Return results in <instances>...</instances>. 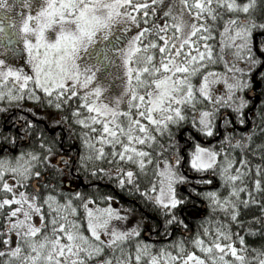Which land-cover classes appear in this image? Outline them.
Returning <instances> with one entry per match:
<instances>
[{"label":"snow or ice","instance_id":"1","mask_svg":"<svg viewBox=\"0 0 264 264\" xmlns=\"http://www.w3.org/2000/svg\"><path fill=\"white\" fill-rule=\"evenodd\" d=\"M0 16L11 24L0 54L5 120L25 101L70 109L81 128L76 172L139 194L164 215L167 236L170 225L188 233L142 239L140 221L117 226L128 219L118 197L99 194L102 206L48 183L67 161L53 163L41 139L46 154L0 155V264H264V144L251 147L264 128L254 121L216 143L220 122L233 123L229 109L245 124V91L259 83L264 92V0H0ZM217 176L227 195L207 187ZM181 186L208 204L195 233L177 214L189 200Z\"/></svg>","mask_w":264,"mask_h":264},{"label":"trees","instance_id":"2","mask_svg":"<svg viewBox=\"0 0 264 264\" xmlns=\"http://www.w3.org/2000/svg\"><path fill=\"white\" fill-rule=\"evenodd\" d=\"M256 40H259V36L256 37ZM218 51V49H217ZM210 67H215L219 70H223V64L217 63L215 65H210ZM217 88H220L221 85H216ZM245 97L250 101V104L244 110L245 114V124L240 125L235 120L236 114L232 110H228V117L233 121L231 126H228L226 129L224 128L222 121L220 125L217 127V136L216 143L218 146V141L223 138L225 131L234 133L237 138L240 137V134L249 131L253 128V122L259 125L261 128H264V123H261L259 113L264 111V108H261V105L264 104V92L261 91V85L257 83L251 91L246 90L244 93ZM6 102H0V106H3ZM207 106V101L204 102L203 105H197V107ZM32 108V111L29 112L28 109ZM192 113L189 112V117H191ZM26 117L28 119H32L35 122V127H25V121L20 120L22 123L21 126L17 125V121H15V117ZM7 117L13 118L14 126L9 130H6V127L3 125V121L5 120V113L0 112V135H13L15 136L16 143L18 142L21 135L25 136V139L28 142L25 144L21 150H35L39 151L42 154H46V151L40 147L39 141L43 139L45 144L49 145L54 153L57 155L60 150L72 148L74 150V157L72 160V166L70 167L72 171H60L55 172L56 174V182L55 185L58 189L65 193H71L74 190H80L85 193V196L92 195L95 199L96 203L101 204L102 206L107 203V201H101L98 199L99 194L113 195L118 197L116 199L120 203V207L122 208V212L128 217L126 221H128V227L136 224L137 221H140L141 226V238L145 240H151L154 243L161 244L166 241H170L175 239L181 235L188 236V233L179 225H170L169 231L172 233L171 236H167L164 232V220L165 217L160 212L154 209V207L150 203H146L145 200L136 193L129 194L126 190L121 192L116 189L109 181L107 180H98L97 177H92L90 175H86L84 170H81L79 173L76 172V167L79 161V154L82 151L79 132L81 130L80 126L76 125L72 119L70 109H56L53 106H49L46 103H37L33 101H25L23 106L20 108H12L10 112L7 114ZM61 117H67V121L60 124L59 126L53 123V120H60ZM69 125L71 128H74L75 133L71 132ZM200 139L199 136H197ZM202 142L207 144L213 143L211 137H205ZM11 143V139L9 140ZM264 144V133L257 132L253 137L252 148L260 151V149H256V145ZM248 155L251 156L249 152ZM255 163H260V160L256 157H252ZM64 160V159H63ZM57 161V159H56ZM53 162V163H56ZM100 167H107V164H100ZM188 174V173H186ZM211 173L207 174V178H211ZM192 177H195V173H191ZM72 180V181H71ZM90 183L89 188L86 189L83 187L82 182L87 181ZM67 181H71L73 186H76L75 189L67 188L65 183ZM92 185H95L93 187ZM193 186H195L193 184ZM209 189H219L220 194L227 195V190L225 188L220 187L219 177L213 180V183L207 186ZM205 186H200L199 191H204ZM180 191L184 193V195H189V200L186 201L185 205L180 209L177 213L182 218L185 219V223L188 225V229L195 233L198 227H200L201 220L203 217L209 215L208 204L204 197H197L194 193L190 194L187 187L181 186ZM91 206V205H90ZM83 214L81 210V215ZM252 214H257L256 210H252ZM247 216L242 217V219H247ZM132 219V220H129ZM132 223H131V222ZM121 226H125L120 221ZM250 226V225H249ZM241 234H244L243 232ZM189 239L191 237H188ZM248 243L252 244V247H260L261 241L256 238H247Z\"/></svg>","mask_w":264,"mask_h":264},{"label":"flooded vegetation","instance_id":"3","mask_svg":"<svg viewBox=\"0 0 264 264\" xmlns=\"http://www.w3.org/2000/svg\"><path fill=\"white\" fill-rule=\"evenodd\" d=\"M8 22H9V20H8ZM9 24H10V22H9ZM9 26H11V24ZM16 123H17L18 126H21V124H22L20 121H18ZM3 125H4V127H6V130H9L10 128H12V126H14L13 118L9 117L7 119V121L4 120L3 121ZM5 136L9 137V139L7 141L4 140ZM12 137H15V136H13V135L12 136L11 135H0V147H2L4 149L3 152H0V155H3L5 153H10V154L15 155L18 151L21 150V148H23L25 146V144L28 142L27 140H29V139H25V136L21 135L19 140H18V142L13 145V144L9 143V140ZM42 138L44 139V137H42ZM57 153H59V154L56 155L57 161H60L62 158L67 161V167H65L64 164L61 163L60 171H62V172H64V171H67V172L72 171V169L70 167L72 166L71 164H72V160H73V157H74V150L72 148H67L66 150L65 149L60 150V152H57ZM78 154H79V152H78ZM53 162H55V161H53ZM55 172H58V170H53L52 172L49 173L48 180H47L48 183L55 184V182H56V174H55ZM84 173L86 175H89L85 171H84ZM71 181H67L65 183V186L67 188L70 187L71 189H75L76 186H73ZM82 185H83L84 188L88 189L90 183L87 180L85 182L83 181Z\"/></svg>","mask_w":264,"mask_h":264},{"label":"rangeland","instance_id":"4","mask_svg":"<svg viewBox=\"0 0 264 264\" xmlns=\"http://www.w3.org/2000/svg\"><path fill=\"white\" fill-rule=\"evenodd\" d=\"M17 11H19V9H17ZM9 25L10 24L8 22V19L0 16V54H3V49H4V47L8 46V40L11 38L9 36V31H10L11 26H9ZM112 74H113V76H117V75H119V72L117 69L114 68L112 70ZM116 94H118V92L115 88H113L112 91L108 92L106 95L111 97L112 95H116ZM113 207L121 208L120 203L117 200L113 203ZM121 211H122V208H121ZM129 220H132V219H129ZM122 224L125 226H128V221H126V220L122 221ZM119 225H121L120 221L117 222L118 227H119Z\"/></svg>","mask_w":264,"mask_h":264}]
</instances>
